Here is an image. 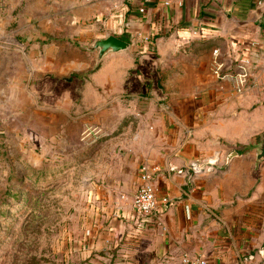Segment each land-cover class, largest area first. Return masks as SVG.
<instances>
[{
  "label": "crops",
  "instance_id": "crops-1",
  "mask_svg": "<svg viewBox=\"0 0 264 264\" xmlns=\"http://www.w3.org/2000/svg\"><path fill=\"white\" fill-rule=\"evenodd\" d=\"M52 6L57 12L41 30L51 29L54 38L40 36L31 53L21 55L29 43L13 29L0 34V111L15 103L25 116L35 102L41 115L68 113L76 106L69 37L78 30L94 40L111 33L126 38L130 47L107 53L83 90L89 124L97 122L102 135L118 128L102 141L113 145L114 156L106 162L108 185L99 186L109 192L102 198L117 203L119 222L135 221L131 198L146 167L158 199L148 224L169 255L264 264V157H258L264 0H63ZM240 57L248 60L249 75L238 90L234 77L214 70L221 65L235 73ZM28 59L35 62L32 72ZM195 159L203 161L202 172L191 169Z\"/></svg>",
  "mask_w": 264,
  "mask_h": 264
},
{
  "label": "rangeland",
  "instance_id": "rangeland-1",
  "mask_svg": "<svg viewBox=\"0 0 264 264\" xmlns=\"http://www.w3.org/2000/svg\"><path fill=\"white\" fill-rule=\"evenodd\" d=\"M62 1L0 0V34L13 29L29 43L21 55L31 53L30 43L40 36L54 38L41 26L56 14L52 4ZM69 40L76 106L41 115L33 102L24 116L12 103L11 110L0 111V264H180L150 228L151 213L119 222L117 203L102 198L109 193L99 187L108 185L107 159L114 163L113 145L102 141L118 128L102 135L97 122L89 124L84 84L101 62L87 32L76 30ZM3 50L0 46V91ZM27 63L32 72L35 62Z\"/></svg>",
  "mask_w": 264,
  "mask_h": 264
},
{
  "label": "built area",
  "instance_id": "built-area-1",
  "mask_svg": "<svg viewBox=\"0 0 264 264\" xmlns=\"http://www.w3.org/2000/svg\"><path fill=\"white\" fill-rule=\"evenodd\" d=\"M93 1V0H87ZM214 53L216 55L219 54V49H214ZM247 59L244 57L239 58V69L237 72H229L223 71L221 69V65H218L214 72L218 77H226L232 76L235 78V84L238 90H241L244 84L247 81L249 72L247 67L245 66L247 63ZM215 159L209 160V164L214 162ZM203 161L201 159H195L191 163V169L195 172H202L204 170V166L202 165ZM131 203L134 211L138 215H147L154 212L158 207V199H157V188L153 181L152 173L144 167L141 171V182L133 194L131 198ZM180 264H212V262L203 255H193L188 252H184L178 257Z\"/></svg>",
  "mask_w": 264,
  "mask_h": 264
},
{
  "label": "water",
  "instance_id": "water-1",
  "mask_svg": "<svg viewBox=\"0 0 264 264\" xmlns=\"http://www.w3.org/2000/svg\"><path fill=\"white\" fill-rule=\"evenodd\" d=\"M131 42L122 36L111 33L105 37L97 38L93 41L92 45L89 46L90 49L97 50V59L98 62L102 60V58L109 52H118L120 50H124L129 48ZM262 142L258 146L260 152L258 154L259 158L264 157V132L261 135ZM237 153V151H234ZM233 152V153H234Z\"/></svg>",
  "mask_w": 264,
  "mask_h": 264
}]
</instances>
